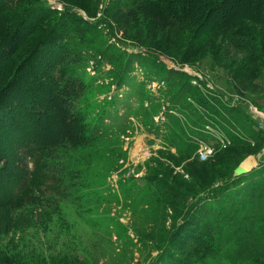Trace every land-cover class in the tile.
<instances>
[{
    "label": "rangeland",
    "instance_id": "rangeland-1",
    "mask_svg": "<svg viewBox=\"0 0 264 264\" xmlns=\"http://www.w3.org/2000/svg\"><path fill=\"white\" fill-rule=\"evenodd\" d=\"M44 2L59 13L76 12L79 22L89 29L86 35L99 34L95 43L82 51L84 59L78 72L89 80L90 89L80 100L82 103L85 99L84 105L91 107V118L102 117L107 133L100 145L67 150L68 175L60 179L58 173L50 178L51 186L36 193L32 201L0 200V261L162 264L164 247L177 244L172 239L185 220L183 215L189 211L194 228L201 230V198L212 196L205 191L219 188L250 156L257 164L247 172L257 170L261 176L253 177L249 190L262 185L264 34L257 39L262 43V56L256 64L243 68L241 60L246 55L236 54L237 61L223 58L221 35L201 31L196 36L195 27L153 19L144 9L132 14L135 7L131 2ZM254 27L260 28L256 24ZM70 35L74 36L72 31ZM173 70L181 73L169 86L166 78ZM197 89L208 99L209 109L189 96ZM217 104L234 110L220 111L223 120L211 109L218 108ZM185 106L201 114L198 122L202 139L195 150L184 154L179 151L187 145L173 142L172 133L180 130L182 121L186 135L195 130V123L189 122L187 112L182 110ZM46 112L48 119L40 122L50 126L56 112L52 106ZM22 126L23 130L27 128ZM8 128L14 134L0 127V146L11 155L1 159L9 170L0 172V187L10 195L21 173L33 168V161L22 155L23 142L12 141L25 132L21 135ZM75 167L81 171L74 172ZM156 169L163 170L172 186L168 192L157 194L154 189ZM209 203L205 204L209 206L207 213L215 207L223 213L229 210L225 208L229 203L223 199ZM249 243L257 245L258 240L253 236ZM178 246L181 248L176 249V255L191 260L187 255L190 240ZM247 258V252L236 254L235 249L228 256L214 258L212 264H253Z\"/></svg>",
    "mask_w": 264,
    "mask_h": 264
},
{
    "label": "trees",
    "instance_id": "trees-1",
    "mask_svg": "<svg viewBox=\"0 0 264 264\" xmlns=\"http://www.w3.org/2000/svg\"><path fill=\"white\" fill-rule=\"evenodd\" d=\"M119 1L128 5L131 2L135 7L132 14L144 9L153 19L161 18L168 24L195 27L196 36L201 31L221 35L224 41L223 58L237 61L236 54H244L245 58H241L243 68L256 64V59L262 56V43H258L257 39L264 34V0ZM79 20L76 12L59 13L44 0H0V127L10 135L14 133L7 131L8 126V129L13 127L21 135L22 131L25 132L23 137L12 141L23 142L22 155L33 161V168L24 170L17 178L18 184L12 194H5L3 187H0V200L3 202L32 201L36 193L51 186L50 178L58 173L60 179L68 175L65 169L67 150L86 149L105 140L107 131L102 117L98 120L91 118V107L84 105L85 99L81 103L80 99L90 89V83L78 72L84 59L82 51H87V46L95 43L99 34L86 35L89 29ZM66 21L68 25L64 26ZM255 24L260 27L259 30L255 29ZM71 31L74 36L70 35ZM180 73V70L168 73L166 80L169 86ZM173 85L177 87L176 83ZM169 88L172 91V87ZM197 90H191L194 96H189L204 109H209L208 99ZM48 106H52L56 112L50 126L40 122L48 119ZM211 109L223 120L225 117L220 111L227 113L234 110L225 106H211ZM182 110L187 112V120L195 123V130L190 136L182 128L185 126L183 121L179 122L180 130L172 133L173 142L187 145L179 151L185 154L192 152L193 148L195 150L202 139L201 124L198 122L201 114L187 106ZM1 121H6L8 125ZM21 121L27 127L24 130ZM236 141L243 143L239 138ZM0 147V172H7L9 169L5 162L1 163V159L11 158V155L8 156ZM11 148L17 153L15 147ZM73 171L81 170L75 167ZM252 173L231 174L219 188L205 191L212 192V196L201 198V217H204L203 220L201 218V230L194 228L195 220L189 219L187 211L183 215L184 222L172 239L177 242L176 246L171 243L160 254L162 264H212L214 258L228 256L229 251L235 249L236 254L247 252V259L253 264H264V173L261 187L249 190L253 177L261 176L257 170ZM155 174L152 179L157 194L168 192L171 185L163 170L156 169ZM214 199L229 203L225 206L229 210L223 213V209L215 207L207 213L209 206L205 204H210ZM258 199L260 203H256ZM253 236L258 244L251 246L249 242ZM189 240L191 246L187 248V255L191 256V260L176 255V249L181 248L178 244ZM0 264L15 263L6 258Z\"/></svg>",
    "mask_w": 264,
    "mask_h": 264
},
{
    "label": "bare ground",
    "instance_id": "bare-ground-1",
    "mask_svg": "<svg viewBox=\"0 0 264 264\" xmlns=\"http://www.w3.org/2000/svg\"><path fill=\"white\" fill-rule=\"evenodd\" d=\"M256 162V159L253 156H250L243 163H241V166L243 170L247 172L257 164Z\"/></svg>",
    "mask_w": 264,
    "mask_h": 264
},
{
    "label": "water",
    "instance_id": "water-1",
    "mask_svg": "<svg viewBox=\"0 0 264 264\" xmlns=\"http://www.w3.org/2000/svg\"><path fill=\"white\" fill-rule=\"evenodd\" d=\"M246 173V171L243 170L241 164L235 169V174L240 175Z\"/></svg>",
    "mask_w": 264,
    "mask_h": 264
},
{
    "label": "built area",
    "instance_id": "built-area-1",
    "mask_svg": "<svg viewBox=\"0 0 264 264\" xmlns=\"http://www.w3.org/2000/svg\"><path fill=\"white\" fill-rule=\"evenodd\" d=\"M260 127H261V129L264 131V122H261V123H260ZM204 150L212 151V148H205Z\"/></svg>",
    "mask_w": 264,
    "mask_h": 264
}]
</instances>
